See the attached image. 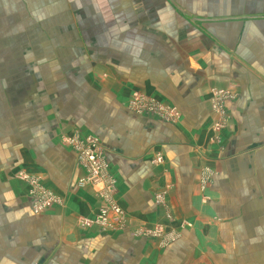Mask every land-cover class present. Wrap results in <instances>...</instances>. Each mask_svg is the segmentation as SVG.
<instances>
[{
  "label": "crops",
  "instance_id": "obj_1",
  "mask_svg": "<svg viewBox=\"0 0 264 264\" xmlns=\"http://www.w3.org/2000/svg\"><path fill=\"white\" fill-rule=\"evenodd\" d=\"M75 134L105 149L108 228L80 225L104 202ZM20 173L63 206L36 213ZM156 226L175 239L138 234ZM0 264H264V0H0Z\"/></svg>",
  "mask_w": 264,
  "mask_h": 264
},
{
  "label": "built area",
  "instance_id": "obj_2",
  "mask_svg": "<svg viewBox=\"0 0 264 264\" xmlns=\"http://www.w3.org/2000/svg\"><path fill=\"white\" fill-rule=\"evenodd\" d=\"M232 94L228 90H214L211 96L212 110L217 116L214 122V131L220 132L226 128L228 123V112L226 108V100L232 98ZM129 107L134 112L145 115H155L162 120L168 122H177L180 119V114L177 109L168 105H164L155 99L148 98L141 93H135L132 100L129 102ZM64 142L73 148L78 155V164L83 168L85 175L80 178L79 185H100L99 194L104 202V206L100 207L98 214L92 218H81L80 225L84 228L97 224L103 228L110 226L112 216L122 217L124 211L120 208L116 197V181L113 178L110 165L107 162L105 149L99 141L93 137H82L75 134L73 136L64 137ZM161 156H158L153 162L156 164L163 163ZM22 180L27 183L30 189V197L33 201V209L36 213L44 212L47 209L55 206H63V198L49 189L42 183L38 176L21 174ZM158 201L164 202L165 195H158ZM140 236L147 238H160L163 234H167L161 226L153 228H145L138 232ZM173 234L168 233L166 245L175 238Z\"/></svg>",
  "mask_w": 264,
  "mask_h": 264
},
{
  "label": "rangeland",
  "instance_id": "obj_3",
  "mask_svg": "<svg viewBox=\"0 0 264 264\" xmlns=\"http://www.w3.org/2000/svg\"><path fill=\"white\" fill-rule=\"evenodd\" d=\"M72 136H73V135H72ZM18 175H19L18 177L21 179V178H22V175H21V173H20V174H18ZM28 187H29V186H28ZM29 194H30V189H29ZM170 234H173V235H172V237H173V238H175V237H174V233H171V232H170ZM167 237H168V233H167V234H163V235H162V237H161V238L163 239V242H166V241H167V239H168Z\"/></svg>",
  "mask_w": 264,
  "mask_h": 264
}]
</instances>
